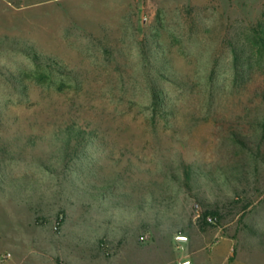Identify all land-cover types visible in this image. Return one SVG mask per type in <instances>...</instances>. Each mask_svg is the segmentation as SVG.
Wrapping results in <instances>:
<instances>
[{
  "label": "rangeland",
  "instance_id": "1",
  "mask_svg": "<svg viewBox=\"0 0 264 264\" xmlns=\"http://www.w3.org/2000/svg\"><path fill=\"white\" fill-rule=\"evenodd\" d=\"M262 28L264 0H0V264L248 231Z\"/></svg>",
  "mask_w": 264,
  "mask_h": 264
},
{
  "label": "crops",
  "instance_id": "2",
  "mask_svg": "<svg viewBox=\"0 0 264 264\" xmlns=\"http://www.w3.org/2000/svg\"><path fill=\"white\" fill-rule=\"evenodd\" d=\"M186 237L184 241H173L172 246L161 250L159 255L124 252L120 258H88L74 264H264V208L248 231L238 234L234 230L230 235L223 233L212 247L210 240L213 237L208 232ZM179 250L183 253L177 256ZM242 256H246L245 261Z\"/></svg>",
  "mask_w": 264,
  "mask_h": 264
},
{
  "label": "trees",
  "instance_id": "3",
  "mask_svg": "<svg viewBox=\"0 0 264 264\" xmlns=\"http://www.w3.org/2000/svg\"><path fill=\"white\" fill-rule=\"evenodd\" d=\"M259 36L257 37L258 42H256L257 44H259V46L262 47V49H264V28H262L260 34H258ZM30 55L36 59L37 55L34 52H30ZM155 104L159 107L162 106V102L160 101L159 97L156 96L155 94ZM264 126V124H263ZM73 134L72 130H71V135ZM77 138V137H76ZM216 212H205L202 214V218L201 220L205 222V220L210 217V218H214L216 216Z\"/></svg>",
  "mask_w": 264,
  "mask_h": 264
},
{
  "label": "built area",
  "instance_id": "4",
  "mask_svg": "<svg viewBox=\"0 0 264 264\" xmlns=\"http://www.w3.org/2000/svg\"><path fill=\"white\" fill-rule=\"evenodd\" d=\"M207 219H208L209 221H213V219L210 218V217H208ZM8 258H10V254H7V255L5 256V259H8Z\"/></svg>",
  "mask_w": 264,
  "mask_h": 264
}]
</instances>
